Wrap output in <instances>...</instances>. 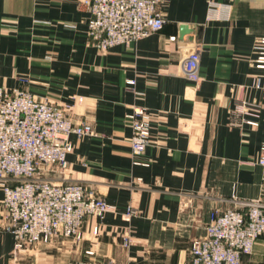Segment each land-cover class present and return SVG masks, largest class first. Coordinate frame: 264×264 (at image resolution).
<instances>
[{"label": "crops", "instance_id": "obj_1", "mask_svg": "<svg viewBox=\"0 0 264 264\" xmlns=\"http://www.w3.org/2000/svg\"><path fill=\"white\" fill-rule=\"evenodd\" d=\"M161 11L159 31L101 51L87 39L80 0H0V84L67 105L92 125L93 135H70L56 178L94 185L115 206L100 222L87 216L78 243L15 253L0 187V264H64L87 257L92 241L95 259L189 264L190 243L205 235L212 212L264 200V92L252 84L264 85L253 62L264 0H166ZM198 43L194 82L181 64ZM239 98L260 104L257 125L230 124ZM138 107L149 114L150 142L133 156L129 114ZM129 205L136 215H125ZM126 234L135 241L125 245ZM240 264H264V235Z\"/></svg>", "mask_w": 264, "mask_h": 264}, {"label": "built area", "instance_id": "obj_2", "mask_svg": "<svg viewBox=\"0 0 264 264\" xmlns=\"http://www.w3.org/2000/svg\"><path fill=\"white\" fill-rule=\"evenodd\" d=\"M166 0H80L89 12L86 36L89 43L104 51L128 44L159 31L164 18L161 6ZM199 43L182 61L185 77L199 82ZM254 65L264 68V37L254 43ZM22 83L27 82L21 77ZM264 85L260 78L252 83ZM81 101V98H79ZM68 106L38 97L23 87L0 84V187L4 209L2 229L13 236L15 253L31 246L50 245L70 239L83 240L82 224L89 215L100 222L115 211L94 185L61 178L71 151L70 135H93V127L68 115ZM260 104L242 98L231 110V125H257ZM133 156L143 153L150 142L148 112L134 108L129 114ZM262 165L264 180V157ZM137 214L127 206L125 215ZM203 237L191 241L189 264H240L241 255L249 254L258 237L264 235V200H235L233 205L211 213ZM97 225L93 227V234ZM124 236L125 245L134 242ZM95 241L84 250L87 257L71 258L64 264H119L112 259H95Z\"/></svg>", "mask_w": 264, "mask_h": 264}]
</instances>
